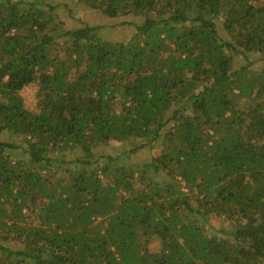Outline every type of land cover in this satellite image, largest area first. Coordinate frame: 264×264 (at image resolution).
I'll list each match as a JSON object with an SVG mask.
<instances>
[{
  "label": "trees",
  "instance_id": "trees-1",
  "mask_svg": "<svg viewBox=\"0 0 264 264\" xmlns=\"http://www.w3.org/2000/svg\"><path fill=\"white\" fill-rule=\"evenodd\" d=\"M72 1L136 33L0 0V264H264V0Z\"/></svg>",
  "mask_w": 264,
  "mask_h": 264
},
{
  "label": "rangeland",
  "instance_id": "rangeland-1",
  "mask_svg": "<svg viewBox=\"0 0 264 264\" xmlns=\"http://www.w3.org/2000/svg\"><path fill=\"white\" fill-rule=\"evenodd\" d=\"M22 1V0H18ZM25 1H42L43 3L49 2L57 5L54 10L55 18L58 21L65 23L66 28L77 27L81 23H87L91 26L98 27L99 34L102 39L109 42H126L130 40L136 33L134 23L137 24V19H133L130 16L119 17L117 19H107L101 15L97 10L91 9L84 3L76 2L72 0H25ZM251 61L254 62V68L258 71L264 68V61L262 57H252ZM234 68L238 69L242 66H247V62L241 57H234ZM38 91L37 85H29L24 88L20 94L24 99L25 107L31 112H37L36 94ZM0 138L4 142L15 141L19 139H13L6 134L0 135ZM127 145H121L120 143L113 142L107 146L99 147L96 152L99 155H119L120 152L127 150ZM149 155L146 150L141 151L136 156L137 161L141 163ZM160 248V244L156 239H153L149 244L151 252H156Z\"/></svg>",
  "mask_w": 264,
  "mask_h": 264
}]
</instances>
